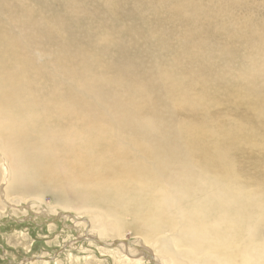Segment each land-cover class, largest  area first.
I'll return each mask as SVG.
<instances>
[{"label":"bare ground","instance_id":"bare-ground-1","mask_svg":"<svg viewBox=\"0 0 264 264\" xmlns=\"http://www.w3.org/2000/svg\"><path fill=\"white\" fill-rule=\"evenodd\" d=\"M28 1L0 0V198L11 205L8 192H36L49 183L50 190L56 186L84 200L115 203L122 214L137 209L170 230L180 226L168 224L160 214L178 215L182 199L187 207L203 211L200 240L215 245L204 252L209 259L230 247L251 264L246 257L253 242L247 239L254 234V252L264 253V70L251 79L231 75L235 63L241 70L242 59L264 61V0L160 1L156 11L166 10L155 32L172 21L178 24L175 35L185 44L176 48L160 37L156 48L164 46L162 59L169 63L159 66V61L151 64L153 57L144 56H154L145 46L150 37L122 43V51L132 50L137 59L127 58L121 73L109 67L94 92L88 82L97 69L89 66L87 56L77 58L80 68L72 70V77L59 75V82L56 53L49 59L48 48L56 50L55 35L61 37L72 14L62 11L58 26L44 31L32 26ZM106 1L111 20H133L131 14L139 16L146 4ZM81 7H70L76 20L82 13L90 19L92 12ZM215 22L219 26L212 28ZM71 32V43L64 44L67 50L59 52L74 55L73 60L88 42L98 41ZM121 57L119 53L115 60ZM215 58L223 60L216 64ZM104 84L114 85L126 97L111 96L101 88ZM95 99H107L111 109L91 110L87 104ZM128 104L137 108L139 119ZM21 145L28 150L19 157ZM41 213L48 211L42 208ZM58 217L74 219L70 212ZM188 233L187 241H174L185 244L191 262L200 263L196 232ZM124 241H116L115 248H130L155 264L146 248ZM116 242L106 245L114 247ZM167 255V264H181L179 251L167 249Z\"/></svg>","mask_w":264,"mask_h":264},{"label":"rangeland","instance_id":"rangeland-1","mask_svg":"<svg viewBox=\"0 0 264 264\" xmlns=\"http://www.w3.org/2000/svg\"><path fill=\"white\" fill-rule=\"evenodd\" d=\"M160 1L162 0H145L146 4L141 8L142 12L139 13V16L133 17L131 14L133 20L130 16L128 19L126 17L115 20L108 18L106 8L109 7V2L106 0H29L27 8L32 18V26L41 28L44 31L58 26V16L62 11L72 14V17L67 15L69 21H65V25L69 29L62 31L60 33L61 37L55 35L56 50L54 46L48 48L49 59H52L56 53V64L54 67L56 81L59 82V75L64 74L66 78L68 76L72 77V70L80 68L77 58H81L83 55L87 56L88 61H90L89 66L97 69V73H93L91 75L92 78L88 82V89L94 92V87L99 86L101 83L100 77H102V73L109 67H114L115 72L121 73L124 69V61L127 58H130L131 61L137 59L132 50L122 51V43L128 45L134 38H138L141 43L142 40L150 37V43H146L145 46L154 50V56L151 54L144 56L145 58L153 57L152 61H150L151 64H154V61H159V66L169 63V59H162L164 46L159 49L156 48L160 37L176 48H180L185 44L182 37L175 35L176 32L174 30L178 27L177 23L172 21L165 23L159 33L155 32L161 26L162 12L164 13L166 10L156 11ZM133 3L137 4L136 2ZM75 4L76 6H82V11L88 7L87 9L90 10V13L92 12L96 16L91 13V18L87 20L85 19L87 14L82 13L80 21H77L75 12L73 13L70 8L77 10ZM52 5H55L54 9H51ZM217 26H219V23L211 24L212 28ZM70 31L75 37L90 35V39H98V41L96 45L88 42L89 47L87 46L81 50V54L73 60L72 56L74 55L66 52L61 55L59 52L67 50L64 44L71 43L70 34H67ZM131 33L133 34L131 35ZM45 37H50V35ZM227 37L230 38L231 36L227 35ZM110 43L114 45L105 55H102L101 52L104 53L103 49ZM119 53H121L122 57L117 61L115 59ZM222 60V58H215L214 63L220 64ZM241 63L243 64L241 70L237 65L239 62L235 63L233 67L231 75L234 79H251L263 73L264 61L262 58L258 60L253 57L250 59L245 58L241 60ZM137 69L138 67L135 70ZM142 70L144 71V69H141L139 72L142 73ZM257 83L255 82L254 84ZM103 86L101 88L108 91L111 96L116 94L118 97H126V94L122 93L114 85L104 84ZM59 99L56 97V103H59ZM87 106L92 108L91 110L93 111H101L100 108H109L110 103L107 99H95L88 102ZM127 109L135 111L134 119H139L140 115L137 114L138 110L135 106L132 107L128 104ZM13 113L16 112L13 110ZM17 149H21L19 157L23 156L28 150L24 145L19 146ZM50 186L49 183H46L41 185L36 192L31 193L17 194L16 192H8V201L11 205H8L5 199L0 198V264H153L142 254L136 253L130 248L126 247L124 250L108 246L106 248L92 239L99 240L102 243L105 242L104 244H112L111 242H116L119 239L128 240L138 245V247L146 248L149 254L156 259V262L153 259L155 264H167L164 262L170 259L167 255V249L180 252L182 257L181 264H208L209 262L210 264H245L237 255L238 251L226 246L223 247H226V250H223L217 258L209 259L211 255L207 256L204 254L206 249L215 247V245H210L206 241L202 242L200 240L203 235L198 231L202 226L199 217L202 216L203 211L197 207H187L186 202L184 204L182 199L180 200V205L178 204V215L167 212L160 214L166 219L168 224L173 223L180 226L170 230L164 224H155L146 219L137 209L135 211L129 210L122 214L121 211L117 210V205L110 201H104V204H100L93 200H84L79 195H72L71 192L57 191L56 186L54 190H50ZM24 198L25 201L23 200ZM41 201L43 204H41ZM62 204L63 206H60ZM34 205H37V207H34ZM42 208L47 209V215L41 213ZM67 212H70L74 219L68 217V219L63 220V218L58 217L59 213ZM79 221H84V224H77ZM190 230L196 232L193 238L199 241L194 246L199 248L196 251L200 254V263L191 262L189 260L190 253L188 254L185 249V244L176 245L174 241V238H181L187 241ZM234 234L239 236L236 232ZM89 236L92 239L88 240ZM254 236L255 234L248 236L247 240H252L253 244L247 246L249 257L246 258L251 264H264V253L258 254L254 252ZM233 244H235L234 241ZM260 244L264 250V231L261 232Z\"/></svg>","mask_w":264,"mask_h":264},{"label":"water","instance_id":"water-1","mask_svg":"<svg viewBox=\"0 0 264 264\" xmlns=\"http://www.w3.org/2000/svg\"><path fill=\"white\" fill-rule=\"evenodd\" d=\"M93 241H96L98 244H100L102 247L104 246V247H106L107 248V245L106 244H104V243H102L101 241H99V240H96V239H92ZM125 243H127L129 246H131V247H134L135 245L134 244H132L131 242H129L128 240H125L124 241ZM117 244H118V242H116L115 243V246L114 247H116L117 246ZM108 247H111V246H108ZM136 247V246H135ZM113 248V247H112ZM137 249H139V250H143L142 248H140V247H136Z\"/></svg>","mask_w":264,"mask_h":264}]
</instances>
